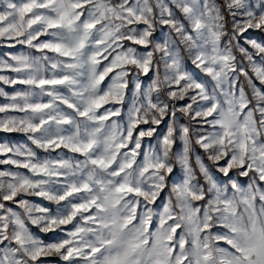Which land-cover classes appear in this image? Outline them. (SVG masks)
Returning <instances> with one entry per match:
<instances>
[{
    "label": "snow or ice",
    "instance_id": "1",
    "mask_svg": "<svg viewBox=\"0 0 264 264\" xmlns=\"http://www.w3.org/2000/svg\"><path fill=\"white\" fill-rule=\"evenodd\" d=\"M250 30L264 0H0V264H264Z\"/></svg>",
    "mask_w": 264,
    "mask_h": 264
},
{
    "label": "rangeland",
    "instance_id": "2",
    "mask_svg": "<svg viewBox=\"0 0 264 264\" xmlns=\"http://www.w3.org/2000/svg\"><path fill=\"white\" fill-rule=\"evenodd\" d=\"M156 35L159 36L160 33L158 32ZM248 35H251V36L256 37V38H264V34L259 33V31L250 30L249 33H248ZM20 50H21V46H19V45H17L16 48L15 49H12V50L8 49V47L6 46V44L0 45V53H4V52H8V51H20ZM188 67L191 68V65L189 64ZM150 75H151V73H150ZM142 79L144 81V85L147 86V84L150 81H148L147 78H142ZM107 82H108V78H106L105 84ZM102 86H104V85H102ZM0 88H3L5 91H8V92H12L13 91V89L11 87L6 86V85H3V84H0ZM126 100H127V97H126ZM3 102H4L3 97H0V103H3ZM164 130H165V128H164V125L162 124L160 126V128L158 129V131L162 133ZM5 140H9V141H22L23 140V137H22L21 134H16V133H13V134L0 133V141H5ZM199 151L202 152V150H199ZM3 167H5V166H0V168H3ZM177 168H178V166H177ZM29 199H31V200H33V201H35L37 203L40 202V198H38V197H30ZM160 206H161V201L160 200H158L156 202V205H153L154 208L160 207ZM33 230L34 231H37V233H38V230L37 229H33ZM50 235L51 234H49V236H45L44 238L45 239H48L50 237Z\"/></svg>",
    "mask_w": 264,
    "mask_h": 264
}]
</instances>
